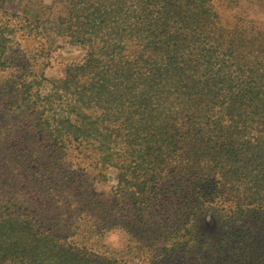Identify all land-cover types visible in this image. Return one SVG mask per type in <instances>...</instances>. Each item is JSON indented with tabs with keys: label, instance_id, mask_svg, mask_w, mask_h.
Segmentation results:
<instances>
[{
	"label": "trees",
	"instance_id": "obj_1",
	"mask_svg": "<svg viewBox=\"0 0 264 264\" xmlns=\"http://www.w3.org/2000/svg\"><path fill=\"white\" fill-rule=\"evenodd\" d=\"M65 1L66 14L47 26L38 14H8L0 0V67L20 46L14 34L51 30L85 50L58 78L20 72L7 105L48 150L22 156L43 169L37 185L49 206L70 202L45 182L61 176L66 197H92L86 171L113 166L111 221L127 212L150 225L155 208L172 219L154 229L176 249L145 264H186L191 251L198 264H264V29L223 23L213 0ZM81 200L49 217L26 198L0 197V264H140L96 249L91 231L100 232L80 223L96 207ZM208 214L216 240L199 234ZM104 218L89 217L98 226Z\"/></svg>",
	"mask_w": 264,
	"mask_h": 264
},
{
	"label": "rangeland",
	"instance_id": "obj_2",
	"mask_svg": "<svg viewBox=\"0 0 264 264\" xmlns=\"http://www.w3.org/2000/svg\"><path fill=\"white\" fill-rule=\"evenodd\" d=\"M40 1L43 5H51L52 10L49 11L40 7L34 0H4L1 8L10 15H22V11L24 10L27 11V15L38 14L42 19L48 20L49 23H47V26H50L55 15L66 14L64 9L66 4L65 0ZM227 2L228 4H225ZM213 3L219 11V16L223 23L231 26L235 20H253L264 29V0H213ZM29 18L31 20L34 19L32 16H29ZM12 20L17 21L18 19L11 16ZM20 31L15 30L17 33ZM34 31H37L35 36L32 34L27 39L18 34L13 35L14 42H19L20 46L16 49V53L10 54L9 52L8 55L10 57L6 63V67H0V197L13 196L26 198V200L37 205V210L43 216H49L48 213L52 212V210L55 213L59 212L57 214H60L62 211L67 212L72 209L68 205L74 203L73 199L79 201L81 197L82 200L79 207L83 209L88 203L91 204L90 208L93 205L96 207L92 212L81 214L83 218L80 220V223L87 222L90 230L93 229L100 232L93 234L91 231L92 237L89 240H95L97 242V250L111 253L117 260H128L129 262L140 264L147 263L149 256H154L155 260L158 258L165 261L167 256L164 253L167 254V252H163L162 248L169 247L176 249L177 246L171 245L166 236L160 235V232H156L154 226L160 227L156 219H166L168 223L169 220H172L169 219L170 217H167L166 213H160V209L158 208L147 212L146 215L152 216L149 218H151L152 222L155 221V223L145 226L139 224L127 212L125 214L121 212L117 216L118 218H114L115 221L109 219V211L113 203L110 198L111 190L116 182L117 175L115 167L104 166V168L99 170L86 171L85 177L88 179V182L90 180L93 191V196H87L88 198L86 194L90 189L87 191L78 189L77 192H74H80V197L74 196L71 198L62 194L59 190L60 184L63 182L61 176L58 177L57 184L44 181L47 183L46 187L50 191L53 187L56 188L52 194L55 193L57 196L60 195L63 198L69 199L70 203H66L67 207L57 203L53 209L49 206L51 202L45 200L46 193H43V188L39 189L37 185V182L39 183L41 180L47 179L46 176L43 177V169L38 164L30 163L22 155L24 153L28 154L33 148L41 149L43 152H47L48 150L44 148L43 143L41 144L42 137L36 136L31 128L28 127L29 119L26 115L6 114L8 102L12 100L11 97L15 94L13 90L15 85L13 82L20 72L21 74L26 73L30 75L29 70L33 74H42L46 79L58 78L62 75L66 65L71 62H77L83 57L85 50L78 45L67 43L64 38L54 36L51 30L46 31L45 34L43 30L41 32L38 30ZM39 33L40 35H38ZM42 47L44 49L40 51ZM27 63L31 64V68L24 70L25 64ZM46 79L42 81V88H48ZM22 148H25V150L20 152L19 150ZM72 168H74L73 165ZM104 205L106 208H103ZM57 206L61 207V209H55ZM102 212L105 215H102ZM138 214L136 212L135 215ZM90 216L94 218H106H104L105 221L102 223V226H98L100 222L95 223L94 220L89 219ZM59 222L58 227L61 226L62 219ZM147 222L150 221L147 220ZM51 226L56 229L53 223ZM137 230H145L147 235L141 237ZM199 234L203 239L216 240L219 237L217 223L212 215H205L201 219ZM84 237L87 238V235L85 234ZM145 245H148V247ZM175 253L177 252L175 251ZM178 258L180 259V257ZM183 260L187 262L186 264H198L192 251L190 254L185 255ZM150 264L156 263L150 262Z\"/></svg>",
	"mask_w": 264,
	"mask_h": 264
}]
</instances>
